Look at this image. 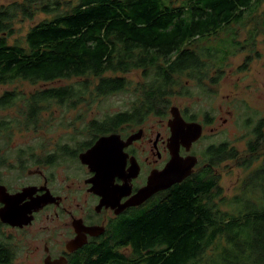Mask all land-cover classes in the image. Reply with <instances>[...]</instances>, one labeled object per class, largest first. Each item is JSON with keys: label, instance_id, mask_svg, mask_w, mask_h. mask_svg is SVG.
Here are the masks:
<instances>
[{"label": "trees", "instance_id": "obj_1", "mask_svg": "<svg viewBox=\"0 0 264 264\" xmlns=\"http://www.w3.org/2000/svg\"><path fill=\"white\" fill-rule=\"evenodd\" d=\"M263 4L264 0H10L0 4V86L19 80L44 86L76 79L30 92L4 91L0 109L18 107V112L0 118V140L8 144L15 130L36 131L51 106L77 108L87 97L126 90L129 80L124 74L133 70H140L144 81L134 87L132 107L89 121L71 139L86 133L88 138L77 143L93 144L123 121L137 124L150 116H165L175 96L190 93L183 77L197 80L203 88L210 86L201 82L210 77V67L218 60L210 36L241 22L245 13L264 16ZM40 12L47 17L29 28L25 43H11L14 22L19 17L34 19ZM205 93H210L208 88ZM257 143L249 144L247 167L258 159L259 148L264 151L263 131ZM229 146L220 144L210 150V169L174 185L149 207L136 209L121 222L120 241L100 249L99 256L87 258L85 264H264V163L243 185L257 191L261 204L237 195L231 204L246 206L235 213L223 210L227 198L213 168L238 157ZM127 245L129 252L123 249Z\"/></svg>", "mask_w": 264, "mask_h": 264}, {"label": "flooded vegetation", "instance_id": "obj_2", "mask_svg": "<svg viewBox=\"0 0 264 264\" xmlns=\"http://www.w3.org/2000/svg\"><path fill=\"white\" fill-rule=\"evenodd\" d=\"M250 17L254 18L250 20ZM262 18L261 13H245L241 22L232 23L227 28L224 26L218 34L210 36V45L217 48L218 60L210 67V71H213L210 77L201 82L207 81V85L214 86L220 84L231 74V71L228 72L231 56L238 53L243 54L241 72L248 71L250 64L261 56L260 37L264 34ZM237 27H241L244 37L241 38ZM192 81L198 83L197 80ZM243 82L244 79L237 76L239 91L232 93L231 100L227 101L224 94L220 95L225 96L226 101L222 115L207 112L196 116L188 107L177 105L187 122L195 121L203 127L201 136L190 147L183 145L187 143L182 139L178 143L172 140V130L168 124L170 105L165 116H150L137 124L123 121L114 130L99 135H120V143H124L112 144L115 155L111 154L115 160H119L120 165L111 168L108 164L94 163L96 167L99 164L98 169L102 171L99 177L97 170L91 169L80 159V155L90 150L99 137L93 144H41L36 148L20 150L26 154L3 162L0 166V264H85L87 258L98 257L100 249L120 241L119 228L124 219L136 209L149 207L174 185L210 169V150L212 152L217 144H232L222 140L207 143L204 148L199 146L208 128L210 137H214L223 132L225 125L235 126V117L239 113H250L248 108H240L239 92H244ZM261 83L258 82L257 89L259 85L264 86V82ZM200 91H205L203 86H200ZM246 120L245 125L249 129L253 121L250 117ZM262 131L264 117L256 120L247 137H243V140L246 139L244 144L261 143ZM135 134H139V137L129 141L130 136ZM175 143L180 144L181 157L198 158L193 172L181 182L153 193L138 205H126L148 184L153 172L165 168L172 157L169 144ZM231 159L235 158H228ZM42 196L49 201L35 207L32 202ZM22 217L31 221L20 223ZM123 249L126 252L131 250L129 245Z\"/></svg>", "mask_w": 264, "mask_h": 264}, {"label": "rangeland", "instance_id": "obj_3", "mask_svg": "<svg viewBox=\"0 0 264 264\" xmlns=\"http://www.w3.org/2000/svg\"><path fill=\"white\" fill-rule=\"evenodd\" d=\"M9 1L10 0H0V4L8 3ZM260 10H264V4L262 8L260 7ZM46 17L47 15L41 12L34 19H23L19 17L17 21L14 22L15 33L9 38V41L11 43L24 44L25 36L29 28ZM237 28H239L241 38L244 37L245 33L241 30V27ZM259 51L261 56L250 64L248 71L244 72H241L243 67H240L243 54L238 53L236 56L232 55L229 61L230 63L228 64V72L231 71V74L217 86L210 84V95L209 93L206 94L205 91L201 93L198 83L195 84L187 77H183L181 81L185 83V85L186 82H188V89L185 90H188L190 93L188 96H175L171 104H182L188 107L190 112L196 113V116L207 112H209V114L222 115L223 109L226 107L225 96L227 101L231 100L233 97L232 93L239 91V87L236 83L237 76L244 79L242 84L245 85L244 92H239L241 97L240 108H248L250 113L248 112L249 114L246 115L242 111L239 113V116L235 117L237 121L235 126L230 124L225 125L223 132L214 137H210V129L208 128L203 143L199 145L201 148H204L207 143L228 140L232 143L229 144V147H234L238 151L239 155L237 158L231 160L227 159L213 168L215 173L220 177L219 184L222 187L223 196L227 198L226 201L222 203L221 208L234 213L241 211V208L246 206L245 204H231V200H234V197L237 195H244L246 199L251 200L250 202L256 206L260 205L262 202L260 195L257 194L255 189L250 190V187L246 188L243 186L246 177L250 175L255 168L264 163V151L261 147L255 154L259 156L258 159L251 161L249 167L246 166V164H248L247 161L251 157V152L249 151V144H244L246 139L243 140V137H247L246 134L252 129V125L255 121L264 117V86L261 87V85H259L257 89L258 82L259 84L264 82V34L260 37ZM212 72L211 70L210 74H212ZM108 75L112 74L108 73ZM124 76L129 80V85L126 90L100 98L87 97L85 102L79 104L77 108L51 106L50 110L43 114L42 123L36 131L15 130L8 144L0 140V166L3 162H7L8 159L11 160V158L26 154L20 152V150L36 148L41 144H78L77 142L88 138L86 133L78 135L76 141H73L71 138L77 133L83 132L85 125L89 121L93 119L101 120L107 115L129 110L135 99L134 87L138 83L143 82L144 79L140 70H133L124 74ZM75 81L76 79L58 80L43 86V83L31 84L28 81L19 80L12 84L1 85L0 95L6 90L22 89L25 92H30L39 87L66 85ZM95 82H97V80H95ZM206 88L208 87L204 89ZM221 94L225 96H220ZM15 112H18V107L0 109V118L11 117L10 115L15 114ZM224 116L227 115L224 114ZM249 117L252 118L253 122L248 129L245 124L247 122L246 118ZM220 121L222 122V119H220Z\"/></svg>", "mask_w": 264, "mask_h": 264}, {"label": "water", "instance_id": "obj_4", "mask_svg": "<svg viewBox=\"0 0 264 264\" xmlns=\"http://www.w3.org/2000/svg\"><path fill=\"white\" fill-rule=\"evenodd\" d=\"M170 113L171 118L169 119L168 124L172 130V140L177 142L182 139V142L187 143L183 145L190 147L192 143L201 136L203 129L202 124L195 121L187 122L181 115L180 108L177 105L171 106ZM134 137H139V134H135V136H130L129 141H132ZM120 140V135L116 134H110L99 137L94 143L95 145L90 150L80 155L81 161L83 163L88 164L91 169L97 170L98 177L101 176L102 171L98 169L99 164H108L107 166H110L111 168L120 165L119 160L114 159L115 153L114 148L112 146V144H118V142L119 144H124L120 143ZM179 146L180 144L176 143L169 144L172 157L168 164L162 171L153 172L149 178L148 184L142 189H140V191L126 205H138L153 193L161 189L169 188L174 183L181 182L193 172L194 166L198 162V158L196 156L181 157L179 154ZM111 153L114 155H112ZM94 163L99 164L96 167ZM21 194L25 195V192H22ZM6 195H8V193H6ZM47 201H49V199L42 196L39 198L38 201L34 200L32 204L34 203L33 205H35V207H37L36 205L40 207L42 204L47 203ZM27 210H24L23 212H26ZM21 220L22 222L20 223L25 224L31 221V219H27L26 217L20 218V221Z\"/></svg>", "mask_w": 264, "mask_h": 264}]
</instances>
